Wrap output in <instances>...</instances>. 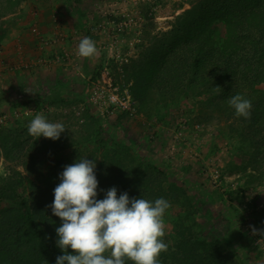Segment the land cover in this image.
Masks as SVG:
<instances>
[{"label": "rangeland", "instance_id": "374dc122", "mask_svg": "<svg viewBox=\"0 0 264 264\" xmlns=\"http://www.w3.org/2000/svg\"><path fill=\"white\" fill-rule=\"evenodd\" d=\"M201 1L0 0V133L17 144L9 162L0 143V191L14 182L29 200L30 180H60L80 158L95 160L96 173L139 171L147 180L158 169L159 188L186 194L167 200L165 243L189 227L191 239L238 264H264V242L251 228L264 229V151L213 110L209 84L170 101L151 90L143 106L130 91L133 61L165 57L164 34ZM85 37L95 41L92 57L78 55ZM9 43L29 52L10 53ZM37 114L65 126L59 140L28 133Z\"/></svg>", "mask_w": 264, "mask_h": 264}, {"label": "trees", "instance_id": "16d2710c", "mask_svg": "<svg viewBox=\"0 0 264 264\" xmlns=\"http://www.w3.org/2000/svg\"><path fill=\"white\" fill-rule=\"evenodd\" d=\"M164 36L167 44L158 49H166L165 57L133 61V98L143 106L151 90L170 101L209 84L214 94L208 103L213 110L222 109L220 112H225V119L233 127L236 125L240 137L254 142L257 152L264 151V0H202ZM215 86L221 87L219 93L214 91ZM237 94L251 100L250 119L237 117L228 104V99ZM10 133H0L9 162L15 159L17 150ZM120 161L117 158L112 163ZM155 171L154 178L147 180L139 171L132 177L125 172H95L99 181L97 198L104 199L112 187L117 188L118 196L127 192L130 198L153 202L186 195L173 184L168 190L159 188L156 183L163 173ZM60 182L57 177L47 180L44 175L39 182L30 180L29 200L18 196L21 194L16 192L14 182L1 189L0 205L16 197L21 202L17 207L0 208V264H56L57 256L64 254L56 243L61 219L48 207ZM18 183L23 182L20 179ZM185 231L190 228L178 230L179 239L161 252L159 264H238L232 254L226 255L217 245L191 239L190 232ZM69 252L73 250L69 248ZM125 262L135 264L126 257Z\"/></svg>", "mask_w": 264, "mask_h": 264}, {"label": "clouds", "instance_id": "9594fccd", "mask_svg": "<svg viewBox=\"0 0 264 264\" xmlns=\"http://www.w3.org/2000/svg\"><path fill=\"white\" fill-rule=\"evenodd\" d=\"M96 53L95 41L88 37L80 41L79 56L87 58ZM220 89L215 86L214 91L219 93ZM228 104L237 117L251 118L250 99L237 94ZM65 130L62 123L50 122L43 114H37L27 126L30 135L52 140H59ZM96 167L95 160L80 158L60 174L54 201L48 206L61 219L56 243L64 254L57 256L56 264H126L125 257L135 264H159L157 258L168 250L161 238L165 236L164 216L170 203L164 198L154 202L130 198L127 192L118 196L116 187L98 199ZM251 228L261 237L257 243L264 242V229Z\"/></svg>", "mask_w": 264, "mask_h": 264}, {"label": "crops", "instance_id": "0c3cea01", "mask_svg": "<svg viewBox=\"0 0 264 264\" xmlns=\"http://www.w3.org/2000/svg\"><path fill=\"white\" fill-rule=\"evenodd\" d=\"M22 42V44H24V42H25V40H24V42L23 41H21ZM9 44H12L13 45V47H12V49H11V52L10 53H12L13 52V50H14V52H15V50L17 51V52H20V50L23 48V52L25 53V52H29V50L28 51H25V47L26 46H23V47H21L20 46V44H14V43H9ZM9 47H11L10 45H9ZM15 47V48H14ZM25 55H27V54H25Z\"/></svg>", "mask_w": 264, "mask_h": 264}]
</instances>
